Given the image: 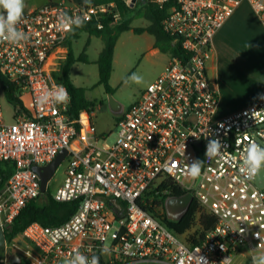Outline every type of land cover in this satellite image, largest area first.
<instances>
[{
	"label": "built area",
	"instance_id": "2783aa9c",
	"mask_svg": "<svg viewBox=\"0 0 264 264\" xmlns=\"http://www.w3.org/2000/svg\"><path fill=\"white\" fill-rule=\"evenodd\" d=\"M243 2L264 26V0H173L163 29L184 60L169 56L161 74L118 117L110 143L97 132L93 112L68 113L70 94L56 76L76 27L62 30L58 18H87L84 23L100 28L102 19H120L114 3L49 0L17 25L27 40L0 39V72L23 104L13 107L8 122L0 104V162L13 165L0 188V264H66L76 251L89 260L98 256L99 264H238L246 247L264 254V185L239 172L245 149L264 147V99L219 116V93L206 66L214 35ZM57 86L68 100L41 104L39 98ZM212 139L220 141L222 153L208 159ZM62 149L65 176L52 196L75 203L74 214L56 226L31 223L12 236V221L40 194L33 167L51 163ZM194 159L204 162L195 181L187 175ZM166 180L195 200L194 227L200 213L214 219L196 244L188 241L190 230L179 235L166 223ZM242 256L253 264L258 255Z\"/></svg>",
	"mask_w": 264,
	"mask_h": 264
},
{
	"label": "trees",
	"instance_id": "16d2710c",
	"mask_svg": "<svg viewBox=\"0 0 264 264\" xmlns=\"http://www.w3.org/2000/svg\"><path fill=\"white\" fill-rule=\"evenodd\" d=\"M109 3H114L118 9L120 13L119 20L102 19L100 20V28H98V22L84 23L83 27H74L67 40V57L62 64L61 71L56 76V79L67 88L70 94L71 103L68 113L74 117H77L82 111L93 112L97 105L96 100H92L88 97V92L92 88L77 87L70 79L71 68L76 62L87 63L85 50L89 45V41L86 42L84 51L78 58H74L72 51V42L77 40L82 33L87 34L89 37L100 39L103 44L95 62L98 70V82L96 85L102 86L106 94L113 93V89L109 85V79L112 73L114 48L118 38L124 32L132 31L134 34L138 35L146 32L154 38V48L160 53L166 54L170 57L175 56L184 60L179 45L175 43L163 29V22L174 4L173 0H167L163 4H157L154 0H143L142 5L137 12H134L136 4H127L123 0H90L89 3L85 2L87 5H103ZM138 18L146 20L149 23L148 26L145 28H132L131 23L134 19ZM0 84L3 88L5 100L14 108L22 107L23 104L19 97V90L15 85L10 83L1 72ZM12 172L13 165L10 162H0V188L7 182ZM165 184L168 185L165 187L168 192L166 197H177L185 194L181 188L175 186L170 181L166 180ZM75 210V203L56 202L50 191L46 189L45 193H40L35 200L29 202L12 221V224L10 225L11 235L15 236L21 233L24 228L31 223H39L46 227L59 225L73 215ZM197 213V204L194 200L192 201L189 210L184 214L180 221L171 222L165 220L171 230L181 235L193 229ZM213 224V218L204 213H200L199 226L193 234L189 236L188 241L191 244L198 243L196 237L201 239L204 232Z\"/></svg>",
	"mask_w": 264,
	"mask_h": 264
},
{
	"label": "rangeland",
	"instance_id": "374dc122",
	"mask_svg": "<svg viewBox=\"0 0 264 264\" xmlns=\"http://www.w3.org/2000/svg\"><path fill=\"white\" fill-rule=\"evenodd\" d=\"M139 7L137 4L134 12H137ZM148 24L143 18H138L133 20L131 27L145 28ZM240 37L242 36L238 35V39ZM153 39L146 32L138 35L132 31H127L122 33L116 42L109 85L113 89L112 96L124 108H128L140 98L141 93L161 74L168 62V55L152 51L151 43ZM87 41H89V45L85 50L87 63L76 62L71 68L70 79L77 87L92 88L88 92V97L97 101L93 111V122L98 132L106 133L109 136L108 142L110 143L116 136V119L113 118L107 108V94L104 88L96 85L98 70L95 62L103 44L100 39L82 33L77 40L72 42L73 56L78 58L83 53ZM263 56V52L247 50L239 41L229 43L217 61V79L215 78L214 81L219 84L221 89L223 87L222 81L228 85L231 84L235 94L240 96L241 99L261 94L264 89V72L261 70ZM133 73L142 76L143 83L126 82L127 78ZM24 100L27 101V99ZM256 102L258 101L252 104ZM0 104L3 107L4 121L8 122L13 107L5 100L1 88ZM65 169L66 161H63L48 181L47 189L51 194H54L56 189L63 183ZM196 229V227H193L189 234H193ZM244 253L249 259L252 254H261V252L253 253L247 247L244 249Z\"/></svg>",
	"mask_w": 264,
	"mask_h": 264
},
{
	"label": "clouds",
	"instance_id": "9594fccd",
	"mask_svg": "<svg viewBox=\"0 0 264 264\" xmlns=\"http://www.w3.org/2000/svg\"><path fill=\"white\" fill-rule=\"evenodd\" d=\"M89 3L90 0H85ZM25 8V0H0V39L11 43H19L28 39L27 35L17 28V25L23 18ZM87 18L69 17L63 14L58 18L59 27L62 30H72V25L77 28L83 27L84 21ZM131 81L136 84L143 83V77L133 73L129 76L126 82ZM264 99V96L260 97ZM68 100L67 91L62 86H57L55 89L44 93L40 98L41 104L45 103H65ZM222 145L218 139L208 141L205 156L212 159L221 155ZM242 163L239 168L240 174L247 180H253L259 173L264 171V147H260L256 143L250 144L242 153ZM203 161L194 159L187 165V175L193 180H197L201 176ZM258 235V234H257ZM104 249H102V252ZM66 264H99V257L93 256L89 260L86 256L76 251ZM253 264H264V254L253 257Z\"/></svg>",
	"mask_w": 264,
	"mask_h": 264
},
{
	"label": "crops",
	"instance_id": "0c3cea01",
	"mask_svg": "<svg viewBox=\"0 0 264 264\" xmlns=\"http://www.w3.org/2000/svg\"><path fill=\"white\" fill-rule=\"evenodd\" d=\"M48 1L49 0H25L23 15L33 9L41 7ZM70 1L74 3L85 2V0H76L77 2L74 0ZM123 1L127 4H131V0ZM142 3L143 0H136L134 4H138L141 7ZM238 35L242 37L238 39ZM236 41H239L240 44L243 45L247 50H257V52L264 53V26L247 2L241 3L240 6L214 35L213 52L206 64L208 77L212 82H214L219 93V116H225L239 111L250 106L255 101L262 100L260 97L264 96L263 89V92H261L259 95L247 96L241 99L240 96L235 94L231 84L228 85L222 81L223 87L221 89L219 84L214 81L215 78L217 79V61L219 60V57L223 54L226 45ZM153 44L154 39L151 43V49L153 52H159L156 48H154ZM261 70L264 72V56L261 63ZM242 255L246 254L244 252L241 253L238 264H250L249 261H247Z\"/></svg>",
	"mask_w": 264,
	"mask_h": 264
},
{
	"label": "water",
	"instance_id": "95a60500",
	"mask_svg": "<svg viewBox=\"0 0 264 264\" xmlns=\"http://www.w3.org/2000/svg\"><path fill=\"white\" fill-rule=\"evenodd\" d=\"M135 2L136 0H131V5H133ZM107 108L109 112L115 117L121 116L124 111V106L114 99L112 93H107ZM197 145H199V143H197ZM66 157H67V150L62 149L61 151H59V153L56 155V157L51 163L42 167H38V166L33 167V170L37 173L40 179V193L46 192L48 181L53 177L56 169L65 160ZM263 185H264V171L259 173L256 178V186L262 187ZM192 201H193V197L190 193H185L177 197L174 196L167 197L164 201V210H165L166 218L172 222L179 221L184 216V214H186L187 211L189 210ZM112 204H114L113 201ZM117 214L118 216H121L122 212H117ZM3 241H4V234L2 229L0 228V248L2 246Z\"/></svg>",
	"mask_w": 264,
	"mask_h": 264
},
{
	"label": "flooded vegetation",
	"instance_id": "af4514ba",
	"mask_svg": "<svg viewBox=\"0 0 264 264\" xmlns=\"http://www.w3.org/2000/svg\"><path fill=\"white\" fill-rule=\"evenodd\" d=\"M127 109H128V108H124L123 113H124ZM113 118H114V119H117V117H115V116H113ZM181 219H182V218H181ZM181 219H180V220H181ZM180 220H179V221H180Z\"/></svg>",
	"mask_w": 264,
	"mask_h": 264
}]
</instances>
